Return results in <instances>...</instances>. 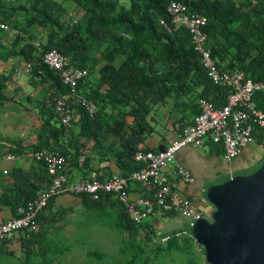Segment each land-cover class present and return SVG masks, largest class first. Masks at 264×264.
Listing matches in <instances>:
<instances>
[{"label":"trees","instance_id":"obj_1","mask_svg":"<svg viewBox=\"0 0 264 264\" xmlns=\"http://www.w3.org/2000/svg\"><path fill=\"white\" fill-rule=\"evenodd\" d=\"M27 1L29 4L21 5V11L16 12L20 6L12 4L10 10L0 0V22L16 31L8 45L0 46V54L21 56L32 64L31 73L51 81L49 89L64 94L69 88L62 84L59 73L42 62L44 52L51 48L59 50L67 56L69 64L88 70L78 82L79 86L88 77H94L83 96L95 102L98 108L97 113L90 116L81 104L74 105L69 101L78 116L67 127L59 123L46 95L48 106L38 131V142L32 150H57L72 160L75 170L86 175L90 170L88 159L85 158L82 166L77 161L85 151L86 140L100 145L106 135H115L119 146L113 154L122 169L121 174L128 175L144 165L135 160L134 154L137 150H149L143 142L153 131L148 116L155 104L179 94L189 95L196 101V113L199 97L217 105L225 103L228 89L209 80L200 63V55L193 48L189 31L171 23L166 12L170 0H129L128 5L119 0H65L84 10L83 23L69 22L63 17L66 12L64 2ZM181 1L187 3L191 11L206 15L207 44L219 66L239 69L245 78L264 80V0ZM18 14H24L25 19L20 20ZM161 18L171 26L170 31L160 24ZM33 24L46 30L44 40L30 31ZM6 33L0 28V37ZM7 79L0 76V92ZM197 87L201 90L195 94ZM127 115L133 116L131 123H127ZM257 140L262 141L259 137ZM214 144L217 150L222 148L220 143ZM39 164L41 174L38 177L19 167L13 169L15 182L5 191L1 202L10 206L15 214L18 206L24 205L50 183L51 176L45 165ZM77 196L84 206L96 207L101 213L109 212L107 207L114 208L111 227L125 231L130 244L144 233L147 240L156 242L153 243L155 256L173 250L189 253L196 247L194 238L181 230L167 234L168 239L161 242L162 235L158 236L157 228L149 218L135 223L111 195L96 200L86 195ZM52 199L37 216L38 231L30 238L21 237L26 255L24 264H31L33 255L41 257V264H51L55 256L67 249L66 246L57 247L49 235L51 229L56 228V222L66 214L64 209L52 211ZM175 213L173 209L168 212L169 215ZM138 252L143 253L141 246ZM88 254L104 257L97 250ZM135 255L136 252L134 258ZM148 262L149 256L145 261L130 259L126 264Z\"/></svg>","mask_w":264,"mask_h":264},{"label":"built area","instance_id":"obj_2","mask_svg":"<svg viewBox=\"0 0 264 264\" xmlns=\"http://www.w3.org/2000/svg\"><path fill=\"white\" fill-rule=\"evenodd\" d=\"M166 12L172 24L183 26L189 31L193 48L200 55V63L209 80L228 89L225 103L217 105L205 97H199V111L194 114L191 122L181 125L176 138L164 149L137 150L134 158L144 165L128 175L113 173L102 177L99 172L92 170L73 179V162L59 151L41 148L29 152L28 155L34 161L45 165L51 176L50 183L24 205L18 206L17 214L0 222V246L15 232L30 238L39 229L38 214L51 198L64 193L86 195L93 200L111 195L135 223H142L159 213L167 217L168 212L173 209L177 214L189 218L188 227L181 229V233H188L193 237L191 229L195 221L202 217V211L194 198L181 193L169 179L175 153L187 144L204 146L208 139L212 143H220L223 159L230 161L249 142L258 137L264 142V80L245 78L241 70L225 69L217 64L207 44L204 30L206 15L191 11L188 4L181 0H170L166 5ZM160 24L168 31L171 30L165 19L161 18ZM0 28L8 29V26L0 22ZM42 62L57 71L62 84L70 90L88 74L86 68L69 64L67 56L55 48L44 52ZM31 68L32 64L25 62L17 74H30ZM67 96L57 94L54 89H49L47 93L48 102L53 105L59 123L69 127L75 120V111ZM78 103L90 116L97 113V105L92 100L81 96ZM5 157L13 159L15 155L7 153ZM85 158V154L79 156V166L83 165ZM173 173L187 185L194 183L191 172L183 165L176 164ZM132 182L144 185L148 195L132 196ZM205 190L204 187L201 188V192ZM167 239V235L160 238L161 242ZM194 242L198 249L203 250L195 240Z\"/></svg>","mask_w":264,"mask_h":264},{"label":"crops","instance_id":"obj_3","mask_svg":"<svg viewBox=\"0 0 264 264\" xmlns=\"http://www.w3.org/2000/svg\"><path fill=\"white\" fill-rule=\"evenodd\" d=\"M7 36L6 34L0 37V46L7 44L5 41ZM25 62L19 55L4 54L3 52L0 54V76L8 78L4 82L2 92H0V222L15 215L10 206L1 202L5 191L15 182L12 175L13 169L19 167L25 172L33 173L36 177L41 174L40 164L28 154L33 151L32 147L38 142V131L45 117L44 111L48 106L45 98L51 87V81H47L33 73L17 74V71L24 67ZM93 79L94 77H88L80 86L78 83L73 90L69 89L64 94H67L68 100L75 105L79 97L90 89L95 80ZM200 90L201 88L197 87L194 90L195 94ZM195 102V100L190 99L189 95L179 94L172 95L155 104L148 116L153 131L146 136L143 145L152 150L167 147L170 141L176 138L180 126L191 122L196 113ZM76 115L78 116V114H75V117ZM126 118L127 123L133 121V116L127 115ZM189 145L190 147H182L175 153L174 162L169 171V179L180 189L181 193L194 198L197 207L202 212L212 215L214 208L203 199V193L201 191L195 192L194 187L185 184L179 176L173 173V170L176 164L183 165L191 172L195 182L198 178L210 174H206V172L208 169L211 170L216 160L217 162L219 159L224 161L223 149L220 147V150H217L216 145L208 139L205 140L204 146ZM118 146V137L115 135H106L100 145H95L92 140H86L83 154L89 161V172L92 170L97 171L102 177L113 173H121L122 169L113 154ZM7 153H11L15 157L7 159L5 157ZM79 176H82V173L75 170L73 166L71 178L74 179ZM145 189L144 185L132 182L130 194L132 196L148 195ZM52 201V211L64 209L68 213L73 204H80L81 198L72 193H64L53 197ZM176 215L177 213L165 217L159 213L150 217L149 220L151 219L150 222L157 228V233L162 234L165 232L161 231L162 228L167 225L169 219ZM51 231L49 235H51ZM164 235H167V233L162 236ZM21 237L20 233H12L0 246V264H24L26 255ZM8 256H13L16 259L12 257L13 261H1L2 258L5 259Z\"/></svg>","mask_w":264,"mask_h":264},{"label":"rangeland","instance_id":"obj_4","mask_svg":"<svg viewBox=\"0 0 264 264\" xmlns=\"http://www.w3.org/2000/svg\"><path fill=\"white\" fill-rule=\"evenodd\" d=\"M8 9H12V4L20 6L16 9V12L21 11V5L29 4L27 0H2ZM64 2L66 6V12L63 17L69 22L79 21L83 23L84 10L75 5L73 2L58 0ZM121 3L128 5L129 0H119ZM20 20L25 19L24 14L17 15ZM30 31L35 33L42 40L46 38V31L42 26L33 24L30 25ZM7 31L6 43L8 45L9 39H13L16 31L5 29ZM99 52H96L98 55ZM190 147L189 144L183 146V148ZM182 149V148H181ZM177 153V152H176ZM264 163V142L255 139L249 142L242 150L233 157L230 161H223L219 159L215 161V165L211 170L208 169V175H204L202 178H198L192 186L195 192L201 191L204 187L206 190L202 192L203 199L211 205L207 200L206 191L209 185L219 183L230 176L237 174H246L255 171ZM79 205L73 204L68 213H66L58 222H56V228L51 231V238L54 240L57 247L66 246L65 252L59 254L51 264H126L128 260L133 259L145 261L147 257H150L148 264H205V256L203 251L195 247L189 253H181L179 251L171 252H159L157 256L154 254L155 241L147 240L144 233L137 236L135 241L130 244L127 241V235L125 231H120L114 227H111L113 223V210L109 209V212L101 213L100 209L96 207H86L79 202ZM212 206V205H211ZM213 207V206H212ZM213 212V211H212ZM202 216L211 219V215L202 212ZM151 220V219H150ZM189 224V218L183 217L177 214L173 218L169 219L168 223L161 231L164 233H171L175 229L187 228ZM157 236V237H158ZM143 249V253H139V247ZM122 248L126 249L124 252ZM97 250L104 255L103 258H98L95 255L88 254L89 251ZM136 252L135 258L133 256ZM13 256H8L3 261H13ZM155 259V260H153ZM22 261V260H21ZM12 263V262H11ZM23 264V263H21ZM32 264H41V257L39 255H33Z\"/></svg>","mask_w":264,"mask_h":264},{"label":"water","instance_id":"obj_5","mask_svg":"<svg viewBox=\"0 0 264 264\" xmlns=\"http://www.w3.org/2000/svg\"><path fill=\"white\" fill-rule=\"evenodd\" d=\"M211 219L191 229L207 264H264V163L255 171L209 185Z\"/></svg>","mask_w":264,"mask_h":264}]
</instances>
